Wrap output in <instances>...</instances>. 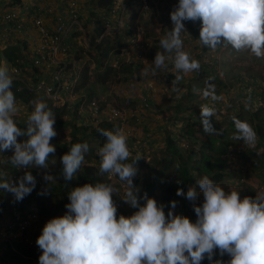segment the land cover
<instances>
[{"label": "clouds", "instance_id": "clouds-1", "mask_svg": "<svg viewBox=\"0 0 264 264\" xmlns=\"http://www.w3.org/2000/svg\"><path fill=\"white\" fill-rule=\"evenodd\" d=\"M123 2L124 6L126 5L125 8L130 6L127 0ZM134 2L136 7L132 8L133 17L138 14L139 18L143 20V16L152 9V0H148V9L143 7V0H134ZM34 17L32 16L31 19L34 20ZM81 20L80 18L82 24ZM170 20L173 27L160 39L159 43L163 52L156 53L152 62L154 65L152 72L161 68L167 70L166 60L170 61L176 73L172 85L173 91H180L177 85L183 79L182 74L194 71L198 75V72L204 71L205 75L206 68L210 69L213 75L209 77L210 82H206V88L202 92L203 98H211L212 101L220 100L221 97L215 95L214 85L220 84V80L224 84H230L218 74L213 61L215 55L206 61H198L192 59L183 50L181 33L185 31V21L192 22L193 32H198L196 28L201 27L199 36L193 37V39L199 40L202 49L203 46L211 50H215L219 46L221 48L228 46L236 50L237 54H247L248 51L257 58L264 57V0H179L178 5L174 6L170 13ZM105 24L103 32L99 36L100 42L106 33ZM33 26H31V30ZM129 26L133 31L129 34L131 42L128 47H124L119 54H114L107 60L109 65L118 69L130 60L126 58V51L130 50L131 54L138 53L134 50L135 45L132 42L137 38L139 28L145 32L144 36L148 42L146 45L151 43L145 28L135 26L133 23H130ZM79 30H83V24L82 28L72 33V36L75 33L77 35ZM73 39L71 49L73 60L79 70L78 83L85 65H81V54L79 56L76 54L75 37ZM29 46L32 47V44ZM144 50L142 49V51ZM165 53L169 55L166 56ZM198 55L197 53L196 56L198 57ZM78 57L80 58L78 59ZM118 57L121 63L114 65L113 60ZM143 60H145V54ZM148 72L149 69L144 68L141 75H147ZM252 79L253 77L245 80ZM214 80L216 83H213ZM152 83L150 82L149 85L152 86ZM29 84L33 91L38 92L35 88L37 83ZM12 85L13 77L7 65H0V152L6 150L13 152L12 155L10 154L11 156L8 155L7 161L2 163L3 167H0V178H4L0 181V190L10 193L13 196V203H16L21 202L35 190L36 177L27 169L30 166L47 168L49 155L56 151L50 141L57 136V132L54 128L55 113L48 104L40 99L32 101L34 108L27 117L26 128L17 125L15 117L18 113V106L16 97L11 90ZM76 85L73 91L74 96L69 99L70 102L66 101L70 103L69 107H72L73 110L80 95L75 93ZM194 91L196 90L194 89ZM48 99L58 106H63L66 103L62 100L55 101L50 97ZM95 99L99 101L96 97L92 101ZM85 103L89 108L87 111L92 120L91 123H95V125L102 123L95 119L99 118L97 112L104 107L99 111L95 109L92 111V102ZM85 103L80 105V110H83ZM146 105L148 104L146 103ZM137 111L140 114V120L131 118L128 124L130 133H125L119 127H112L111 130L98 129L105 137V142L97 149L96 155L99 159H95L94 162H99L98 175H106L109 183L97 182L94 185L86 183L73 188L68 193L70 203L65 205L66 213L63 216L50 219L36 240L37 246L42 250L39 264H201L205 258L211 264L215 250H219L221 256L228 254L231 257L228 264H264V186L260 191H257L255 198L246 196L242 187L245 185L247 175L243 178L237 177L239 182L236 189L241 190V194L238 191L226 193L219 185L221 181L214 183L208 175H203L188 185L186 198L190 201V205L198 195L192 188L194 185H199L200 192L204 197V201H200L198 206L193 205L197 217L195 223L186 216L173 213L172 209L176 207L175 201L171 202L172 207L166 216L161 201L159 202L162 204L158 205L157 201L149 198L146 192L143 196L139 195L133 178L138 171L136 163L140 162L139 160L142 161L143 157L135 152L136 149L130 147V143L133 130L136 129V126L144 124L146 115L143 116L142 111ZM215 114L214 107H210L208 104L204 105L202 102L200 122L205 133L216 131L210 120ZM232 119L235 127L232 140L242 141L245 148H256L257 155L263 154L264 151H260V148L264 143L260 145L253 126L236 117ZM134 125L136 126L134 127ZM18 137L26 139L23 142H18ZM88 151L87 143H74L68 153L62 156L60 163L65 181L73 179L84 163V153ZM232 152H228L230 155L228 159L235 162L237 155ZM130 158L132 160L128 162ZM228 159L227 163L230 164ZM5 165L11 166V170L8 171ZM241 166L245 171L246 166L243 163ZM237 168H240V165ZM19 169H22L24 175L15 178L14 175L19 174ZM168 171V175H170L172 169ZM152 174L153 171L150 175ZM42 176L47 183L55 182L54 177L50 174ZM116 178L121 181L117 188L111 184L116 181ZM48 191L45 188L37 194L44 196L48 194ZM116 193L118 196L112 199ZM176 194L185 196L182 189H178ZM140 200H144L145 203L141 205ZM123 203L132 207L134 213L128 212L129 217L120 215L117 219V209H125ZM201 203L202 205H200ZM135 208L138 211L135 212ZM18 218L22 217L18 215ZM25 221L28 222V225L32 224V219L22 218L19 226L14 228V231L19 230L13 232L14 236L21 237L22 234L18 235V233L23 231L22 223ZM215 264H222V261L216 260Z\"/></svg>", "mask_w": 264, "mask_h": 264}, {"label": "trees", "instance_id": "trees-1", "mask_svg": "<svg viewBox=\"0 0 264 264\" xmlns=\"http://www.w3.org/2000/svg\"><path fill=\"white\" fill-rule=\"evenodd\" d=\"M61 1V0H59ZM92 4V13L93 15H98L97 13H100L101 16L110 17L112 16V9L115 5L117 0H89ZM38 2V1H37ZM67 0L62 1L57 7H54L52 2H48V0H44V2H40L39 4H35V10L33 8L28 9L27 5L23 3V0H11L10 5L14 4H20V9L24 8L25 14L30 18L31 16H41L44 17V25L46 29H48L49 32H55L57 29V25L60 22H68L72 18V11L74 13H77L79 15V18L82 17V13L78 11V6L73 3L69 4ZM128 4L132 7H136V3L134 0H128ZM33 6V7H34ZM23 10V9H22ZM13 16V18L7 16L10 14ZM6 17L0 18L2 21V24H0V32H5V37L7 46L3 48V50L0 51V65H2V59L5 57L6 60L11 63L13 67H15L18 70L21 71H29L28 76L31 75L30 79H27L24 74L20 71L18 76L13 77V85H12V91L16 97V101L25 100L28 101L31 99V95L34 94V91L32 90V87H30V84L28 81L33 82V84H36L39 80L44 79V70L40 67H37L34 65L33 57H34V48L30 47L28 50L29 54L27 55L26 49L28 48V45L30 42L27 40V33L31 30V26L34 25V20H25L22 19V23L18 21L17 18L20 16H17L16 13H13V10L6 12ZM5 21V22H4ZM19 24H23L24 32L19 33L17 27ZM201 27L199 29L196 28L198 32H193V37L199 36ZM32 31L40 33L39 29L36 25L33 26ZM31 31V32H32ZM132 29L130 28L129 24L125 25L124 32L125 34H131ZM103 32V29L98 30V36H100ZM18 33L20 35H18ZM1 36V33H0ZM76 36V33L73 34L71 38V42L73 43V38ZM187 37V36H186ZM111 32L103 37V40L98 43L95 46V50L97 51V63L95 68L97 69V77L92 80L93 75H91L90 69L88 65L84 66V70L81 73L80 81L77 83L75 88V93L80 94L78 101L75 102V109L73 110L70 106V103L66 102L65 105L61 106L64 111L71 112L73 111L76 114L77 117H79L82 114V110H80V105L85 102H92V99L94 97L98 96V91L100 87H104L107 82L112 78V76L116 75L118 73V69L109 65L107 60L114 54H119L120 51L115 50L114 44L111 42H116L117 46L123 47L126 45L128 47L131 40H129V43H123V41L120 40V38L113 39L111 41ZM157 40V38H155ZM160 41V39H159ZM150 45H145V50L140 51L138 53L133 52L130 55V60L127 63L126 69L131 70L133 67H138L141 62H144L143 55L146 54V51L148 50ZM76 47V46H75ZM202 47V46H201ZM82 47L79 45V49H75L76 54L80 55V50ZM160 46L157 47V44H155L151 51V58L153 55H155L159 51ZM203 49H207V47L203 46ZM79 50V51H77ZM174 55V54H173ZM200 55H198L197 58H199ZM80 57H78L79 59ZM138 60V61H136ZM108 64V65H106ZM106 66V68L100 72V68ZM31 69V70H30ZM204 71H201V74ZM22 73V74H21ZM163 81L165 84H172L173 80L175 79V72L174 71H168L167 73H163ZM197 80H201V75H196ZM156 79L153 80V82ZM238 80V79H237ZM219 86H228L226 83L224 84L223 81L220 80ZM241 84L238 85L239 89H244L245 86H250L252 91H258L257 89V81L256 77L254 76L252 80L248 81L245 79H241ZM169 91V88L167 92ZM221 88L215 89V95L221 96ZM171 97L172 100L175 99L177 92L173 91V87L171 86ZM167 94V93H166ZM169 98V96H167ZM181 99V97H180ZM209 103L208 105L210 107H214V104L221 105V101H212L211 98H208ZM180 105V100L178 102ZM98 104L100 108L105 107L104 101L99 100ZM200 104H198L197 111L200 112ZM58 106V105H56ZM177 106V105H176ZM60 107V106H58ZM186 110L189 108V105H186ZM184 107V108H185ZM57 108V107H56ZM245 108V107H243ZM95 107H92V111H94ZM181 111H184L183 108L181 110L177 111V114L182 119V135L189 139V141L193 142L192 145L189 146H183L181 143H179L176 139V137L169 136L167 138V154L162 156L159 160H157L156 166L147 165V168H149L151 171H153V174L148 176H145L144 183H141L139 180V177L141 174V171H138V175L133 178V183L135 186H140L141 190L139 192L140 196H143V194L146 192L148 194L149 198L155 199L157 202L161 201L164 205V210L166 212L171 209L172 205L171 202H182V207L177 215L186 216L189 218L190 216L193 218V223H195L197 217L194 212V210L189 209L190 208V201L186 198V193L189 189L188 185L194 183L198 178H200L203 175H208L209 178L214 182L218 183L222 181L227 174L226 169L230 168L227 165V159L224 157L225 154L228 153L229 150L233 151L232 153H235L238 155V151L235 148L229 149L228 144L225 141L226 135L229 133L228 128H222L219 130L220 127H218L213 122V117L210 118L213 128L217 131L219 130V136L216 134V131L214 133H205L203 130V126L199 119L188 117L185 114H182ZM184 113V112H183ZM86 116V115H83ZM89 116V114H88ZM16 119V117H15ZM82 119V118H81ZM228 122H229V128H235L233 119H229V115L227 116ZM238 119H243L239 116ZM95 120H99V125L95 126V123H93V127L87 126L84 119L81 120V123H72L73 125V139L68 141H60L58 134L55 138H53L50 143H52L55 146V153L50 154L47 164L49 169V174L54 177L55 182L54 183H47L43 180V176L39 173L38 170H34L31 172L33 176L36 177V188L33 190V192L26 196L21 202L13 203L12 199H9L7 195L0 194V231L1 227L5 225V233H3L2 237L0 238V264L10 263L13 262L14 264H39V256L42 254V250L39 249V247L36 244L37 238L42 234V231H36L31 234L32 241L26 240L25 236L18 237L14 236L13 232L15 227L19 226L20 221L23 219L30 220L32 219V224L28 225L21 231V234L27 233V231L34 227V219L35 216H37L35 210L33 209V202L34 200L37 201V206L39 208V214H43L46 218L44 225L52 218L63 216L67 209L65 207L66 204L70 203L68 199V193L77 186H83L86 183L89 184H95L97 182H105L109 183V179L106 178V175H98V164L99 162H94L95 159H99L96 155L97 149L103 145L105 142V137L101 135V133L98 131V129H105V130H111L112 127H115V124L110 122L107 118V116H104L103 118H97ZM255 122L253 124V129L257 132L258 141L261 144L264 143V116H261L259 114H255ZM65 124H67L66 119H56L55 125L56 127H62ZM92 125V124H91ZM222 130V131H221ZM20 138V137H18ZM17 138V139H18ZM23 140L26 139L25 137H22ZM19 142V140H18ZM74 143H87L89 145V151L87 153H84L85 160L82 164L79 171L76 173V175L73 177L70 181H65L62 176V164L60 163L61 158L64 154H67L70 150V147ZM249 151L246 152L243 157H248L250 154L255 158L254 159V167L255 169H258V172L264 181V153L261 155L262 159L259 157L257 159V150L255 149H248ZM12 150H6L2 153V156H4L2 159H0V166L1 164L7 159L8 155L11 156ZM131 158L128 162H131ZM141 163L142 161L139 160ZM158 165H161L160 168H157ZM232 166H234L232 164ZM15 169V168H14ZM172 169V173L168 175L166 172L167 170ZM235 169V168H234ZM1 170V168H0ZM30 171V170H29ZM236 174L237 177L243 178L246 176V173L243 169V166L240 165V168H237L233 174ZM5 177V176H4ZM4 178H0V181H2ZM142 180V181H143ZM179 181V183H177ZM121 182H118L117 187L120 185ZM116 187V188H117ZM47 188L48 194L41 196L37 193L41 190ZM182 189L185 193V196H178L177 190ZM3 191V190H1ZM251 195L255 194V191L250 192ZM2 196V197H1ZM52 196L58 197V200L55 199L54 201L50 202V204L45 205V203L48 202V198H51ZM118 196V194H114L112 199H115ZM4 202H9L10 208L7 211L5 208L2 209L4 206ZM141 205L145 203L144 200L139 201ZM12 203V204H11ZM203 203V202H202ZM202 203L200 205H202ZM14 204V205H13ZM13 205V206H12ZM199 205V206H200ZM2 209V210H1ZM138 211L137 208H135V212ZM22 218H18V215ZM120 215H123L125 217H129L130 214L125 209H117V219ZM9 217V218H8ZM231 259V257L226 254L225 258H223L220 254L217 252L214 253L213 261L215 264L216 260L222 261V264H228V261ZM203 264H208V259L205 258ZM213 264V263H212Z\"/></svg>", "mask_w": 264, "mask_h": 264}, {"label": "rangeland", "instance_id": "rangeland-1", "mask_svg": "<svg viewBox=\"0 0 264 264\" xmlns=\"http://www.w3.org/2000/svg\"><path fill=\"white\" fill-rule=\"evenodd\" d=\"M11 0H0V17L2 16L3 12L6 13V11H12L13 13H16L18 9H20V4H14L13 6L10 5ZM38 1V2H37ZM62 1L65 0H48V2H52L54 7H57ZM70 2L69 4L75 3L78 6V11L82 13L81 21L83 22V30H79L77 35L75 36V48L79 49V45L81 48L80 54H81V65H88L91 75H93L92 80H94L97 77V69L95 68L97 63V51L95 50V46L100 43V38L98 36V30L103 29V25L109 20L111 21V27L110 31L105 33V36H107L111 32V41L113 39L120 38L123 43H129V40L131 38L130 35L125 34L124 28L126 23L130 22L133 23L135 26H142L145 28V31L147 32V36L150 37L151 43L149 44V48L146 51L145 54V60L144 62L139 61L141 64L138 67H133L131 70L126 69L127 64H123L121 68L118 69V73L105 84V86L100 87L98 91V96L96 97L98 100L104 101V109H101L99 112H97V116L99 118L104 117V114H106V108L114 107H122L125 110H140L142 111L143 116H145L144 124H140L139 127L136 126V129L133 130V136L130 143V147L136 149V153L141 154L143 157L141 162L136 163V167L138 171H141L139 180L141 183H144L145 176H148V174H151V171L149 168H147L146 164L148 163L151 166H156L157 160H159L162 156L166 155L167 150V138L169 136H175L177 141L181 143L182 145H185L186 147L189 145H192L193 142L189 141L186 137L182 135V119L177 114L178 110H181L183 108L184 111H181L182 114L187 115L188 117H193L196 119H199L200 112L197 111L198 104L203 102L204 105H207L209 103L208 99H205L202 97V92L206 88V82H210L211 79H209L210 76H212V71L210 69L206 68V73L204 75L201 74V72H198V75H201V80H197V76L195 72H191L188 74H182L183 79L179 81L177 87L180 89L179 92H177V95L175 99L172 100L171 97V86L172 84L164 83L163 81V73H167L168 71H174L173 65L170 61L166 60V68L156 69L155 72H152V69L154 68V65L152 62L154 61L155 55L151 58V51L155 44H157V47L160 46L161 39L168 31H170L173 27L172 22L170 20V13L173 11L174 6L178 5L179 0H152V9L149 11L148 14H145L143 16V20L139 18L138 14L133 17V10L132 7L126 5L124 6L125 0H117V3L114 6L112 16L110 15L108 17L101 16L100 13L98 15H93L92 13V4L89 0H67ZM40 2H44V0H23V3L27 5L28 9L35 10V4H39ZM123 2V3H122ZM128 2V0H127ZM34 6V7H33ZM4 9V10H3ZM118 9V10H117ZM127 9V11H126ZM33 10V11H34ZM131 11V12H130ZM17 14V13H16ZM17 16H20L17 14ZM23 19H31L28 18V16L22 15ZM127 21V22H126ZM129 23V24H130ZM0 24H2V21L0 19ZM185 31L181 33V39L183 40V49H202L201 44L199 40L193 39V24L191 21H185ZM32 31V30H31ZM0 51L3 50L4 47L7 46L5 37V32H0ZM18 35H20L18 33ZM29 38L28 41L30 44H32V48L35 46L36 43L40 41V33L37 32H29L28 33ZM159 36V38H158ZM187 36V37H186ZM157 38V40L155 39ZM115 46L116 51H121L125 46L119 47L117 46L116 42H111ZM134 44V42H132ZM221 48V46H220ZM227 48V49H226ZM30 49V46L28 45V48L26 49V54L28 55V50ZM134 49V48H133ZM142 49H145L143 47ZM225 49V50H224ZM211 50V49H210ZM79 51V50H77ZM160 52H163V49L159 48ZM244 52L246 50H243ZM218 54V57L214 58V64L216 65V69L218 71V74L227 82H230V84L226 87L219 86V84L214 85L215 89L221 88V105L214 104L215 109V116L213 117V122L222 128H228L229 133L224 138L226 143L228 144L229 149L236 148L239 152L236 156V161L231 162L228 158L230 157L229 153L225 154L224 157L228 159L229 163L228 167L226 169L227 174L225 175L224 179L219 183V185L225 190L226 193L230 191H238L239 194L242 193L241 190L236 189V186L238 185V178L236 174L233 172L235 171L234 168L239 167L243 163V165L246 166V175L247 179L245 182V185L242 187L245 190V195L248 197L255 198L257 195V191L261 190V187L264 186V181L260 174L257 173L258 169H255L254 167V157L252 154H250L248 157H243V155L248 152L249 148H245L243 146V142H235L232 140V134L235 131V128H229V122L227 119V116L229 115V119H232L233 117L238 118L239 116L243 119V121L248 122L251 126H253L255 122V113L264 116V57L257 58L254 55H251L248 51L247 54H237L236 50L233 48H229L228 46H225ZM217 52V53H218ZM187 53L190 55L191 58L195 57L197 54H193L191 50H187ZM198 53V51H197ZM210 53V52H209ZM209 53L207 54L204 52V54H200V58H195V60H204L208 59ZM241 53V52H240ZM165 55H169L165 53ZM213 55V54H210ZM2 65L6 64L10 74L12 77L18 76L21 70L16 69L9 63L6 58L4 57L2 60ZM138 61V60H136ZM203 61V62H204ZM108 65V64H106ZM106 66L98 69V71L102 72ZM144 68H148L149 72L147 75H141V71ZM242 68V69H241ZM24 76L27 79L31 78V75L28 76L29 71H21ZM21 73V74H22ZM256 77V81L258 83L257 89L258 91H252L250 86H245L244 89H239L238 85L241 84V79H248L252 77ZM156 79L154 82L153 80ZM238 79V80H237ZM31 83V81H28ZM150 82L152 83V86L149 85ZM174 82V80H173ZM33 83V82H32ZM213 83H216L214 80ZM169 88V91L167 92ZM194 89L196 91H194ZM167 93V94H166ZM31 99L28 101L21 100L16 101V104L18 106V113L16 115V123L19 127L26 128L27 126V117L31 114L33 111L34 105L32 104V101L40 99L43 100L46 104H48L49 108L55 113L56 119H66L67 124H65L62 127H56L54 126L59 140L60 141H68L70 142L73 139V125L72 123H81V120L84 119L87 126H92L91 119L89 118L87 111L88 105L85 103V106L83 107L82 114L77 117L76 114L73 111L66 112L63 110V108L60 106H56V104L53 103L52 100L48 99V97L42 93V92H36L34 91V94L31 95ZM169 96V98L167 97ZM181 97V99H180ZM96 100V99H95ZM180 100V105H178ZM73 101V100H72ZM251 101V104H250ZM248 102V104H245ZM146 103L148 105H146ZM74 105V104H73ZM177 105V106H176ZM186 105H189V108L186 110ZM57 107V108H56ZM185 107V108H184ZM245 107V109L243 108ZM184 112V113H183ZM86 115V116H83ZM82 118V119H81ZM92 124V125H91ZM97 126V125H95ZM128 127V126H127ZM219 130L216 131V134L219 133ZM218 136L220 134H217ZM19 142H23V138H18ZM231 151V150H229ZM228 151V152H229ZM260 151H264V145L261 146ZM13 152L11 151V155ZM257 155V153H256ZM262 153L260 155H257V159L259 157L262 159ZM2 158V153L0 152V159ZM234 164V166H232ZM6 166V165H5ZM0 167H3V164H1ZM158 168L160 165L157 166ZM8 171L11 170V166L7 165L5 167ZM27 170H30L29 172H32L34 170H38L40 174H49L48 164L47 168H38L35 166H30ZM137 171V175H138ZM169 172L168 170L166 171ZM136 175V176H137ZM146 179V178H145ZM143 180V181H142ZM119 181L118 178H116V181L114 183H111L115 187H117ZM120 186V185H119ZM118 186V187H119ZM136 188L140 191V186H136ZM192 188L195 189L197 192V198L194 201H191V205L189 209H193V205H197L200 203V201H204L203 194L200 192L199 185H194ZM255 191L254 195H250V191ZM0 194L7 195L9 199L13 200V196L10 193L4 192L0 190ZM2 197V196H1ZM48 202L45 203V205L50 204V202L54 201L55 199L58 200V197L52 196L51 198H48ZM1 201V200H0ZM33 202V209L35 210L37 216H35L34 219V227L30 228L27 233H18V235L25 236L26 240L32 241L31 234L36 231H42L44 227V218H46L43 214H39V208L37 206V201L34 200ZM9 203V202H8ZM7 202H4V206L2 209H5L4 211H7L10 206ZM12 204V203H11ZM158 205L162 204L160 202H157ZM14 205V204H13ZM12 205V206H13ZM123 207L131 214L134 213V209L127 205L126 203H123ZM8 208V209H7ZM1 209V210H2ZM183 209L182 202H176V207L173 210V213L175 215L178 214V212ZM165 215L167 216V213L165 210ZM189 213V219L191 222H193V218L190 216ZM19 214V213H18ZM21 215V214H19ZM9 218V217H8ZM5 225L1 227L0 231V238L2 237L1 234L5 233ZM1 240V239H0ZM219 254V250H215V253ZM226 254H224L222 257L225 258ZM204 260L201 261V264H203ZM214 264V261L211 262V264ZM5 264H14L13 262L5 263ZM208 264H210L208 260Z\"/></svg>", "mask_w": 264, "mask_h": 264}, {"label": "built area", "instance_id": "built-area-1", "mask_svg": "<svg viewBox=\"0 0 264 264\" xmlns=\"http://www.w3.org/2000/svg\"><path fill=\"white\" fill-rule=\"evenodd\" d=\"M143 7L149 8L148 0H143ZM7 16L13 18L11 14ZM22 23V18H17ZM44 17L35 16L34 22L40 32V41L34 47V65L44 70V79L37 82L35 88L38 92H44L45 95L52 98L55 101H69L74 96V86L77 83L79 77L78 66L73 60L72 53V33L80 28L82 24L80 22L79 15L72 11V18L69 22H60L57 25L55 32H49L46 29L43 21ZM25 21V20H24ZM111 27V21H107L105 24V32L109 31ZM19 33L24 32L23 24H19L17 27ZM145 32L142 28H139L137 38L134 41L135 51L140 52L146 44H148L145 36ZM129 49V48H127ZM131 51H126V58L130 59ZM120 58L113 60L114 65L120 64ZM63 102V103H64ZM92 106L95 110L99 111L100 106L98 101L93 100ZM108 120L115 124V128H122L125 133H130V129L127 127L131 118L140 120V114L138 111L125 110L122 107H109L106 111ZM95 118V116H94ZM24 175L22 169H19V174H15L14 177H20ZM28 222L22 223V228L27 227Z\"/></svg>", "mask_w": 264, "mask_h": 264}, {"label": "crops", "instance_id": "crops-1", "mask_svg": "<svg viewBox=\"0 0 264 264\" xmlns=\"http://www.w3.org/2000/svg\"><path fill=\"white\" fill-rule=\"evenodd\" d=\"M23 9V10H22ZM4 10V9H3ZM8 11V10H7ZM6 11V12H7ZM18 15H25V10H24V8H21V9H18V11L16 12ZM6 15V13H4L3 12V14H2V16L0 17V18H2V17H6L5 16ZM20 16V18H22ZM23 19V18H22ZM25 19V18H24ZM30 21L32 20V19H29ZM223 48H220V46L219 47H217V49H215V50H210V49H206V51H205V49H183L185 52H187V50H191L192 52H193V54H197V51H198V53H200V54H204V52H206L207 54L209 53V56L210 57H212V56H214L215 55V53H216V57H218V54L220 53V52H218V51H221ZM218 52V53H217ZM210 54H213V55H210ZM196 58V56L195 57H193L192 59H195ZM199 61V60H198ZM31 70V69H30ZM185 75V74H184Z\"/></svg>", "mask_w": 264, "mask_h": 264}]
</instances>
